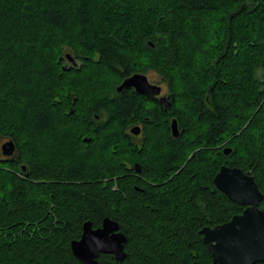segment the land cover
Wrapping results in <instances>:
<instances>
[{
    "label": "trees",
    "instance_id": "trees-1",
    "mask_svg": "<svg viewBox=\"0 0 264 264\" xmlns=\"http://www.w3.org/2000/svg\"><path fill=\"white\" fill-rule=\"evenodd\" d=\"M135 73L158 78L167 108L120 98ZM147 116L134 147L126 127ZM8 140L0 264H81L70 242L104 217L126 257L98 264H212L200 230L244 208L213 184L219 167L253 175L264 209V0H0Z\"/></svg>",
    "mask_w": 264,
    "mask_h": 264
},
{
    "label": "water",
    "instance_id": "water-1",
    "mask_svg": "<svg viewBox=\"0 0 264 264\" xmlns=\"http://www.w3.org/2000/svg\"><path fill=\"white\" fill-rule=\"evenodd\" d=\"M66 58L73 61L69 54ZM129 88L146 96H156L161 92L160 86L150 84L146 75L141 73L125 78L117 87V91ZM160 100L167 104L166 97L163 96ZM170 130L172 136L178 135L175 119L171 120ZM131 131L138 133V128ZM83 140L89 141L88 138ZM14 151L15 145L11 140L1 145L4 156H10ZM229 151V148L224 149V154ZM137 166L135 164L136 172L139 171ZM213 184L229 200L245 208L240 214L233 215L222 224L205 226L200 230L202 242L211 256L212 264L264 262V210L259 208L263 194L258 189L254 176L238 167L221 165L213 177ZM125 242L126 237L119 231L118 223L104 217L96 228L92 226L91 221H85L80 238L70 242V249L81 264H98L100 254H111L117 261H122L126 257Z\"/></svg>",
    "mask_w": 264,
    "mask_h": 264
},
{
    "label": "flooded vegetation",
    "instance_id": "flooded-vegetation-1",
    "mask_svg": "<svg viewBox=\"0 0 264 264\" xmlns=\"http://www.w3.org/2000/svg\"><path fill=\"white\" fill-rule=\"evenodd\" d=\"M66 55L67 54H65V61H66L65 63L67 65H70L71 64V61L68 58H66ZM146 77H147V80H148V82L150 84L160 86L153 79H150L149 75H146ZM160 87H161V92H160V94H158L156 96H146V95H141L140 94V96H142L145 104H147V105H156V106L157 105L159 106V104H161L164 108H167L169 106L168 101H167V104H164L160 100L161 97H163V96L166 97V94L164 93V91L162 89V86H160ZM126 90H129L130 92H127V93L124 92ZM117 92L118 93H121L122 92L120 98H123L125 94H133V92H135V90L133 88H129V89H123L122 91H117ZM148 122H149V117L147 116V117H141L139 119L133 120V121L129 122V124L127 125V127H126L127 136H128L129 141L132 143V145L134 147H141L142 144L144 143V141H145V135H146V131H147L146 124H149ZM136 127L138 128V133H133L131 130L133 128H136ZM3 143H4L3 141L0 142V147H1V145ZM135 164L138 165V163L136 162V163L133 164V166H132L133 173H139L141 171L140 164H139V166H137L138 167V170H139L138 172L135 171ZM243 207L245 208V206H243ZM259 208L261 209L260 204H259ZM262 210H264V209H262Z\"/></svg>",
    "mask_w": 264,
    "mask_h": 264
},
{
    "label": "rangeland",
    "instance_id": "rangeland-1",
    "mask_svg": "<svg viewBox=\"0 0 264 264\" xmlns=\"http://www.w3.org/2000/svg\"><path fill=\"white\" fill-rule=\"evenodd\" d=\"M150 76H151V74H149V77H150ZM150 79H153V80H154L155 82H157L160 86H162V89H163L164 93L166 94V89H165V87H164L163 84H161V83L158 82V78L155 79V77H154V75H153V76L150 77ZM84 138H85V137H84Z\"/></svg>",
    "mask_w": 264,
    "mask_h": 264
}]
</instances>
